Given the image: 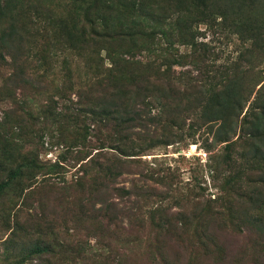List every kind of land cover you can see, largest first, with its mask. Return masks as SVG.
<instances>
[{"label": "rangeland", "instance_id": "rangeland-1", "mask_svg": "<svg viewBox=\"0 0 264 264\" xmlns=\"http://www.w3.org/2000/svg\"><path fill=\"white\" fill-rule=\"evenodd\" d=\"M34 6L26 16L37 23L40 44L51 45L53 28L47 25L46 14L38 8L35 12ZM47 8L53 10L56 21L62 12L58 1L48 0ZM196 27L197 39L214 47L209 66L219 68L222 77L227 67L243 62L244 84L250 93L243 114L256 108L254 97L264 83V59L251 56L241 60L240 55L250 49L242 30ZM63 54L78 63L73 51ZM62 58L60 55L53 69L44 72L46 82L40 85H15L0 79V184L14 170L20 171L0 195V264H264V148L258 151L253 135L251 140L243 133L242 116L231 148L213 137L217 126L203 124V119L197 122L192 113L181 122V117L174 120L179 124L173 123V130L165 133L168 139L164 143L162 134L155 135L138 156L129 157L138 162L115 186L124 191L133 186L139 189L140 208L137 205L139 211L132 212H138L143 223L137 220V225H131L124 217L134 205L124 191L112 195L117 209L108 214L117 218L115 223L107 222L106 217L94 223L86 218L88 207H75L78 198L84 207L87 204L77 183L85 161H78L77 155H95L101 150L98 147L110 143L107 131L78 143L66 119L60 125L53 123L51 114L64 112L65 107L78 113L72 91H65V99L56 95L60 83L57 64ZM10 71L6 68L2 73L7 76ZM259 74L262 81L253 89ZM261 91L263 98L264 87ZM181 109L185 111L182 105ZM156 111L152 109V114ZM149 128L154 131L152 125ZM230 154L232 164L227 161ZM229 174L234 176L231 182ZM106 196L104 193L100 199ZM123 212V217L116 216Z\"/></svg>", "mask_w": 264, "mask_h": 264}, {"label": "trees", "instance_id": "trees-1", "mask_svg": "<svg viewBox=\"0 0 264 264\" xmlns=\"http://www.w3.org/2000/svg\"><path fill=\"white\" fill-rule=\"evenodd\" d=\"M55 1L62 8L56 21L53 10L47 8L48 0H0V79L15 85H40L46 82L44 72L52 70V64L63 56L57 64L60 83L56 95L65 99V91H72L78 113H70L69 107H65L64 112L51 114L55 118L53 123L60 125L66 119L73 128L72 137L81 144L101 131L109 135V147L102 144L95 155H77L78 161H85L80 165L83 174L77 183L87 204L84 207L83 200L78 198L75 207H88L86 218L94 223L100 217L116 222L117 218H111L108 211L117 209L112 195L125 190L115 186L118 179L124 173L131 174L132 166L138 162L129 157L138 156L136 153L142 151L146 142L154 141L155 135L162 134L164 143L168 139L165 133L173 130L176 118L181 117V122L193 113L197 122L203 119V124L217 126L213 137L231 148L242 116L243 133L251 140L253 135L258 151L264 148V83L254 97L256 108L243 114L244 100L250 95L244 84L243 62L236 61L227 67L228 72H223L222 77L219 68L209 66L214 47L198 40L196 32L198 24L209 29L242 30L250 49L240 55L241 60L251 56L262 60L264 0ZM32 5L35 12L39 9L46 14L47 25L53 28L49 34L51 45L40 44L42 35L37 23L26 16ZM180 46L190 50L180 52ZM66 50L73 51L78 63L63 54ZM43 65L47 68L43 69ZM176 67L185 70L178 72ZM6 68L11 71L4 76L2 71ZM256 77L259 78L255 79L253 89L262 81L260 74ZM205 78L208 81L203 84ZM152 109L157 110L155 114ZM179 122L174 125L177 127ZM91 126L93 136L88 132ZM227 161L234 162L231 154ZM19 176V169L10 173L9 179L0 184V195ZM227 178L231 182L234 176L229 174ZM104 193L107 196L102 200ZM124 193L134 199V205L116 216L123 217L125 213L129 224L137 225V220L143 223L138 212H132L140 208L139 189L133 186ZM96 204L100 206L96 208Z\"/></svg>", "mask_w": 264, "mask_h": 264}]
</instances>
